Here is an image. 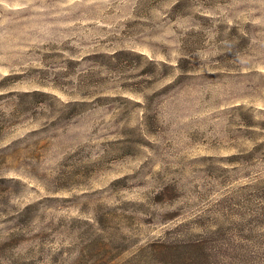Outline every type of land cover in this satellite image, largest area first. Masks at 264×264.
Returning a JSON list of instances; mask_svg holds the SVG:
<instances>
[{"label": "rangeland", "instance_id": "rangeland-1", "mask_svg": "<svg viewBox=\"0 0 264 264\" xmlns=\"http://www.w3.org/2000/svg\"><path fill=\"white\" fill-rule=\"evenodd\" d=\"M175 229L264 264V0H0V264Z\"/></svg>", "mask_w": 264, "mask_h": 264}, {"label": "trees", "instance_id": "trees-1", "mask_svg": "<svg viewBox=\"0 0 264 264\" xmlns=\"http://www.w3.org/2000/svg\"><path fill=\"white\" fill-rule=\"evenodd\" d=\"M202 233L194 232L190 235L192 240L187 250L182 246L186 244L182 239L184 234L179 229L170 230L151 244L141 247L134 258H164L167 264H212L210 260L218 255L219 248L210 247L209 255L205 253L209 240Z\"/></svg>", "mask_w": 264, "mask_h": 264}]
</instances>
